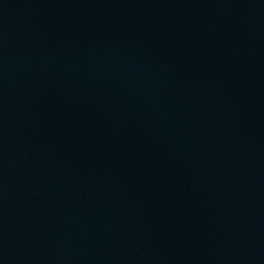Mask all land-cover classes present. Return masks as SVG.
I'll return each mask as SVG.
<instances>
[{
	"label": "water",
	"instance_id": "1",
	"mask_svg": "<svg viewBox=\"0 0 264 264\" xmlns=\"http://www.w3.org/2000/svg\"><path fill=\"white\" fill-rule=\"evenodd\" d=\"M0 264H264V0H0Z\"/></svg>",
	"mask_w": 264,
	"mask_h": 264
}]
</instances>
